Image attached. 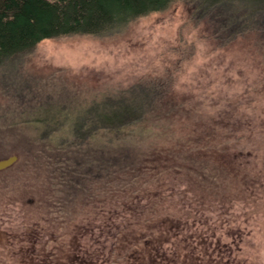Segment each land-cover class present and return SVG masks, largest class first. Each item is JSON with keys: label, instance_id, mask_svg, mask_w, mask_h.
Returning a JSON list of instances; mask_svg holds the SVG:
<instances>
[{"label": "rangeland", "instance_id": "obj_1", "mask_svg": "<svg viewBox=\"0 0 264 264\" xmlns=\"http://www.w3.org/2000/svg\"><path fill=\"white\" fill-rule=\"evenodd\" d=\"M143 86L158 116L136 149L170 169L118 193L86 170L97 145L61 141L104 97ZM10 155L0 264H262L264 45L211 36L183 1L113 34L44 39L0 68V159ZM125 226L137 239L114 244Z\"/></svg>", "mask_w": 264, "mask_h": 264}, {"label": "trees", "instance_id": "obj_2", "mask_svg": "<svg viewBox=\"0 0 264 264\" xmlns=\"http://www.w3.org/2000/svg\"><path fill=\"white\" fill-rule=\"evenodd\" d=\"M176 1L185 2L189 15L204 22L211 29V36L228 41L253 35L264 45V0H0V68H6L12 58L30 51L44 39L72 34H113L129 21L162 11ZM101 104V109L91 117L74 120L73 131L61 141L67 146L85 143L88 149L97 145L99 155L89 160L92 164L86 170L97 168V179L107 187L114 182L118 193L125 192L137 179L149 182V178L157 176L158 169L160 174L163 168L168 173L170 167L160 165L166 159L157 149L148 154L136 149L154 134L149 123L158 111L150 90L133 87L117 97H104ZM154 157L156 163L151 165ZM156 184L161 186L163 182L156 180ZM104 185L101 187L105 188ZM140 192H137L139 201ZM151 204L157 207L158 203ZM150 218L152 225L158 223ZM133 219L129 225L136 223ZM148 222L149 219L143 225L149 226ZM127 228L118 230L117 234L121 235H114V244L121 239L120 243L129 245L137 239ZM123 248L132 255L127 245Z\"/></svg>", "mask_w": 264, "mask_h": 264}, {"label": "water", "instance_id": "obj_3", "mask_svg": "<svg viewBox=\"0 0 264 264\" xmlns=\"http://www.w3.org/2000/svg\"><path fill=\"white\" fill-rule=\"evenodd\" d=\"M16 159H17L16 155H10L6 158L0 159V170L13 164L16 161Z\"/></svg>", "mask_w": 264, "mask_h": 264}, {"label": "flooded vegetation", "instance_id": "obj_4", "mask_svg": "<svg viewBox=\"0 0 264 264\" xmlns=\"http://www.w3.org/2000/svg\"><path fill=\"white\" fill-rule=\"evenodd\" d=\"M262 264H264V263H262Z\"/></svg>", "mask_w": 264, "mask_h": 264}]
</instances>
